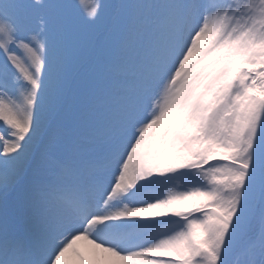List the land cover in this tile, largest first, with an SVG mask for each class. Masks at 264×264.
<instances>
[{"label": "snow or ice", "instance_id": "1", "mask_svg": "<svg viewBox=\"0 0 264 264\" xmlns=\"http://www.w3.org/2000/svg\"><path fill=\"white\" fill-rule=\"evenodd\" d=\"M0 264H264V0H0Z\"/></svg>", "mask_w": 264, "mask_h": 264}, {"label": "bare ground", "instance_id": "2", "mask_svg": "<svg viewBox=\"0 0 264 264\" xmlns=\"http://www.w3.org/2000/svg\"><path fill=\"white\" fill-rule=\"evenodd\" d=\"M85 259H91L92 246L87 241H77L75 246Z\"/></svg>", "mask_w": 264, "mask_h": 264}]
</instances>
